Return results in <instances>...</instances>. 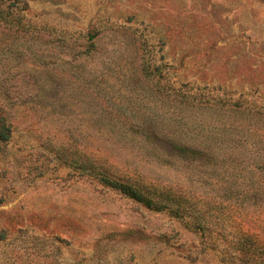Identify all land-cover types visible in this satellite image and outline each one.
I'll use <instances>...</instances> for the list:
<instances>
[{
  "label": "rangeland",
  "instance_id": "rangeland-1",
  "mask_svg": "<svg viewBox=\"0 0 264 264\" xmlns=\"http://www.w3.org/2000/svg\"><path fill=\"white\" fill-rule=\"evenodd\" d=\"M0 13V264H264V0Z\"/></svg>",
  "mask_w": 264,
  "mask_h": 264
},
{
  "label": "trees",
  "instance_id": "trees-1",
  "mask_svg": "<svg viewBox=\"0 0 264 264\" xmlns=\"http://www.w3.org/2000/svg\"><path fill=\"white\" fill-rule=\"evenodd\" d=\"M4 20L0 13V21ZM12 133L11 123L7 120L4 115H0V143L7 142L10 139ZM73 163L77 165V167L82 172L93 173L95 170L94 164L88 161V158L83 159L78 154H67ZM103 185L109 187L110 189L116 190L123 194L124 196L143 204L148 209H164L167 208L168 204H176V208L172 211L179 213L180 204L176 199L169 197V195L159 193L158 195L154 192L153 195L151 193L144 194L130 185L113 180L109 177H98L97 179ZM179 206V207H178ZM243 250V249H242ZM245 250L251 254L264 255V248L259 247L257 250H251L250 248H245ZM244 251V250H243Z\"/></svg>",
  "mask_w": 264,
  "mask_h": 264
}]
</instances>
